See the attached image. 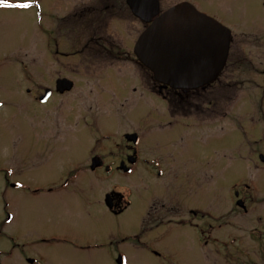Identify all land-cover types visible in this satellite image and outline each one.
Returning <instances> with one entry per match:
<instances>
[{
    "label": "rangeland",
    "instance_id": "obj_1",
    "mask_svg": "<svg viewBox=\"0 0 264 264\" xmlns=\"http://www.w3.org/2000/svg\"><path fill=\"white\" fill-rule=\"evenodd\" d=\"M87 2L88 0H31L32 7L27 10L0 8V261L5 263L11 259V264H19L17 259H20L21 252L14 249L13 245H20L27 236L32 239L43 232L48 235L64 230L69 235L68 238L72 239V235L78 238L84 236L86 231L78 229L88 228L94 237H99V230L105 233V222H121L128 227L138 221L135 207L115 217L104 208L102 200L103 193L110 189L143 190L140 188L142 185L137 184L133 178L136 171L129 175L113 172L111 178H98L94 175L88 179L79 174L72 183L81 189L80 195H92L90 215L69 214L64 210L65 205L56 201L54 195L47 196L28 190L33 188V184L44 187L52 182L58 183L64 177V181L73 180L77 173L72 171L67 174L66 170L69 168H64L72 162L64 161L84 160L90 150L97 154L104 152L99 151L102 144L97 148L95 143L84 147L73 146L66 152L59 151L58 155L44 152L46 139L41 134L42 129L32 118L37 112H63L60 124L62 132H65L75 126V123L65 118L67 113L73 110L89 111V116L94 119L89 123L93 127V139L97 132L100 137L104 128L139 131L143 134L139 144L142 157L181 163V176L174 183L181 182L186 175L190 205L194 210L201 209L210 214L205 217L207 223H213L217 212L226 214V208L232 205V179H237L236 189L243 181L252 183L253 198L257 201L253 203L252 211L245 215L232 207L233 212L226 214L222 220L255 222L256 215L264 214V168H261L264 166L255 162L250 168L243 158H237V154L232 159L223 158L217 150L237 146L247 150L240 126L250 134L253 133L251 141L255 139L257 142L252 146L261 148L264 144V132L261 129L263 116L260 114L258 118L256 113L252 120L247 117V113L241 112L236 124L239 127H235L233 120L236 118L213 123H208L210 119L204 120L202 112L214 108L215 102L203 103L202 99H193L189 107H170L168 100L151 91L149 84H146L148 73L135 62L133 45L144 26L139 21H131L133 18L129 15L127 21L109 22L108 32L120 47V57L117 60L106 64L107 59L102 60L91 52L75 54L82 49L86 31L72 29L67 21L55 22L52 16L46 17L62 16L77 4ZM170 3L165 0L163 7H169ZM42 19L44 24L41 28ZM98 60L105 64H90ZM58 66L61 68L58 69ZM38 67H46L45 76H41ZM57 73L74 80L76 86L45 106L34 103L26 88L31 87L30 85L34 87L33 84L45 85ZM245 87L246 85L244 89ZM246 88L239 92L238 101L224 103L221 108L240 111L251 109V102L246 99L253 92L250 86ZM256 103L259 105L257 100ZM217 108L220 109L219 105ZM175 109L185 114L190 113V117L175 116L172 114ZM114 115H123L122 123L115 125L106 118ZM169 120L173 122L171 125L167 124ZM113 135L117 136V133ZM113 150L119 152L118 147ZM245 151H240L242 157L245 156ZM164 165L167 166L165 163ZM207 170H211L213 174L220 172L221 175L212 180L205 179L204 173ZM151 180L160 181L161 178L152 176ZM8 182L17 184V187L8 185ZM89 183L91 187L87 186ZM72 202L74 201H70ZM198 218L199 215L194 217L191 214L192 222L200 221ZM190 243L192 251L186 264H264V243L257 240L253 250L249 252V258L244 256L245 252L239 247L234 250L237 252V259L232 261L225 256L222 258L211 255L208 259L204 258L198 250L194 251L196 248L193 249V243ZM44 257L52 264H89L60 261L57 248L46 251ZM129 264H144V261H132Z\"/></svg>",
    "mask_w": 264,
    "mask_h": 264
},
{
    "label": "flooded vegetation",
    "instance_id": "obj_2",
    "mask_svg": "<svg viewBox=\"0 0 264 264\" xmlns=\"http://www.w3.org/2000/svg\"><path fill=\"white\" fill-rule=\"evenodd\" d=\"M164 1L156 0L158 13L180 2H187L199 12L222 25L225 28V32L222 34L225 42L224 45L221 44L222 46L215 44L213 52L216 53V57L213 59L221 61L223 58V60L220 63V70L213 80L202 87L190 90H178L168 85L163 86L146 71L148 73L146 84H149L151 91L168 100L170 107L174 106L176 109L189 107L190 101L193 99H202L203 103L206 101L215 102L214 108L205 109L202 112L205 121L210 119L208 123L219 122L226 118H236L233 120L236 127L237 118L240 117L241 112L247 113V117L252 120L256 113H258L256 116L258 118L261 114L263 116L261 129L264 132V0H167L168 3L173 2L167 8L163 7ZM65 14L59 17L48 15L46 19L52 16L51 18L55 22L67 21L72 29L86 31L87 36L81 46L82 49L75 54L84 51L91 52L92 55L101 57L102 60L107 59L105 60L106 64H110L120 57L119 43H116L112 34L108 32L109 22L127 21L129 15L133 18L131 21H139L144 27L147 25L142 18L133 13L127 0H88L87 3L77 4L73 9H70L69 13ZM40 21H42L40 24L42 28L44 19ZM114 49L116 53H114ZM56 52L58 51L56 50ZM135 62L143 69L137 61ZM101 63L105 64L104 61L99 62V60L90 62L92 65ZM58 67V69L61 68V66ZM38 68L41 76H45L46 67ZM59 78L69 79L57 73L49 79L48 83L45 82V85L33 84L34 87L30 85L31 87L26 88V92L34 103L37 102L38 105L45 106L52 99L68 93L76 86L75 81L70 79L72 88L60 92L57 87ZM245 85L246 87L250 86L253 92L246 99L251 102L252 108L243 111L222 109L224 103L238 101L239 92L247 89L246 87L244 89ZM217 105L220 109L217 108ZM176 109L175 111L171 110L175 116L190 117V113L185 114V112ZM62 113L57 110L45 113L37 112L32 117L35 119L33 122L42 129L41 134L46 139L44 152H54L58 155L59 151L66 152L73 146L82 145L84 147L92 143H95L97 148L99 144H102L99 151L104 150V152L97 154L90 150L88 153L90 155L87 154L84 160L64 161L72 162L64 168H69L66 170L67 174L72 171L77 173L76 176H73V180L64 181L66 179L64 177L58 183L52 182L44 187H36V184H33V188L28 190L47 196L54 195L56 201L65 205L64 210L69 214L90 215L89 206L92 195L89 193L80 195L81 189L76 186L77 184L72 183L79 174L82 177H88V179L94 175L98 178H111L113 172L129 175L136 171L133 178L137 184L142 185L140 188L143 190L110 189L103 193L102 200L104 208L115 217H119L128 209L135 207L138 221L131 223L128 227L121 222H105V233L99 230L97 234L99 237H94L88 228L78 229L86 231L84 236L78 238L72 235V239L68 238L69 235L64 230L48 235L42 231L43 234L39 235V238L35 237L37 239L27 236L28 239L23 238L20 245L16 243L13 245L14 249L21 252L20 259L16 258L19 264H52L46 260L44 255L46 251L56 248L60 261L87 262L89 264H129L132 261H144V264H186L192 251L190 241L193 243V249L196 248L194 251L198 250V253L204 258L208 259L211 255L222 258L225 256L226 259L232 261L237 259V252L234 250H238L239 247L245 252L244 256L249 258L251 256L249 252L253 250L255 240L264 243V214L256 215L255 222L222 220L226 214L233 212L231 211L232 207L239 209L245 215L252 211L253 203L257 202L253 198L254 191L251 188L254 185L252 183L248 184L243 179L236 189L237 179H232L230 185L232 193L230 203L232 205L229 204L230 206L226 208V214L217 212L213 223H207L205 217L210 214L201 209L194 210L190 205L186 175L181 182L174 183V180L181 176L179 172L181 163L177 161L173 163L170 160H167L166 163L163 160L161 162V160L142 157L139 151L142 133L135 129L131 131L113 129V131L111 128H104L100 132V137L97 132L95 137L98 139L95 137L93 139V127L89 123L94 119L93 116H89V111L86 110H73L67 113L65 118L75 123V126L74 129L62 132L60 124ZM121 116L114 115L106 118L118 125L122 123ZM171 123L173 122L169 120L167 124L171 125ZM239 128L246 141L247 150H242L237 146L231 149L221 148L217 150V153L223 158L229 157L230 159L237 154V158H243L250 168L255 165V162L264 166V144L261 148H255L252 144L257 141L255 139L251 141L254 138L253 133L250 134L242 126ZM115 133L117 136L113 135ZM134 133L137 138L135 143L133 142L134 137L131 140L128 138V134ZM262 139L264 141V134ZM258 140L261 141V138ZM114 147H118L119 152L114 151ZM240 151H245L244 157L241 156ZM207 173H209L208 176ZM207 173H204L205 179L210 180L221 175L220 172L213 174L211 170H207ZM152 176L161 178V180L153 181L154 179L151 180ZM7 184L17 187V184L11 182ZM87 186L91 187L90 183ZM88 191L91 192L90 189ZM72 200L74 202L70 203ZM191 214L194 217L199 215L198 220L200 221L192 222ZM192 235L195 237L192 238ZM243 238H245L244 241ZM10 262H12L11 259L5 263L2 260L0 264H11Z\"/></svg>",
    "mask_w": 264,
    "mask_h": 264
},
{
    "label": "water",
    "instance_id": "obj_3",
    "mask_svg": "<svg viewBox=\"0 0 264 264\" xmlns=\"http://www.w3.org/2000/svg\"><path fill=\"white\" fill-rule=\"evenodd\" d=\"M127 4L147 23L133 52L156 82L174 89L190 90L202 87L216 77L223 58L214 60L213 49L216 43L217 46L224 45L225 28L222 25L187 2L175 4L161 13H158L156 0H127ZM71 86L68 79L57 80L61 92Z\"/></svg>",
    "mask_w": 264,
    "mask_h": 264
},
{
    "label": "snow or ice",
    "instance_id": "obj_4",
    "mask_svg": "<svg viewBox=\"0 0 264 264\" xmlns=\"http://www.w3.org/2000/svg\"><path fill=\"white\" fill-rule=\"evenodd\" d=\"M31 7V0H15V2H11V0H0V8L3 9L27 10Z\"/></svg>",
    "mask_w": 264,
    "mask_h": 264
}]
</instances>
